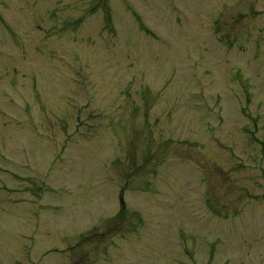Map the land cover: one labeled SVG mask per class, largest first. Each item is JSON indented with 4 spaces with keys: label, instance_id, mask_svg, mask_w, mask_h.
<instances>
[{
    "label": "rangeland",
    "instance_id": "obj_1",
    "mask_svg": "<svg viewBox=\"0 0 264 264\" xmlns=\"http://www.w3.org/2000/svg\"><path fill=\"white\" fill-rule=\"evenodd\" d=\"M0 264H264V0H0Z\"/></svg>",
    "mask_w": 264,
    "mask_h": 264
}]
</instances>
